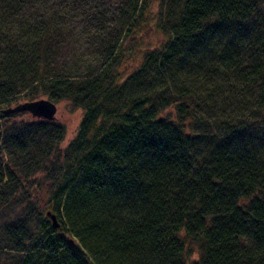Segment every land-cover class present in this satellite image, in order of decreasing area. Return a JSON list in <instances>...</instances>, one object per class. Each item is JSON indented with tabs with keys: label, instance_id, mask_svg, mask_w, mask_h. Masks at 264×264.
Listing matches in <instances>:
<instances>
[{
	"label": "trees",
	"instance_id": "trees-1",
	"mask_svg": "<svg viewBox=\"0 0 264 264\" xmlns=\"http://www.w3.org/2000/svg\"><path fill=\"white\" fill-rule=\"evenodd\" d=\"M56 1L0 0V264H264V0H154L166 38L124 76L148 0L102 12L84 70L56 62ZM45 96L82 111L64 146L58 119L1 111Z\"/></svg>",
	"mask_w": 264,
	"mask_h": 264
},
{
	"label": "rangeland",
	"instance_id": "rangeland-1",
	"mask_svg": "<svg viewBox=\"0 0 264 264\" xmlns=\"http://www.w3.org/2000/svg\"><path fill=\"white\" fill-rule=\"evenodd\" d=\"M117 1L119 0H57L55 2L56 5H59V8L56 10L61 11V19L52 20V22L61 23L64 38L61 56H58L56 59L59 67L72 69L74 66L79 65L78 67L84 70L87 65L95 67L100 65L99 61L102 58L99 53V45L101 43L105 44L109 38H114V34L116 33L113 20L100 15L107 8V11L113 16L114 5L117 4ZM148 2L149 8L143 15V20L137 26L134 25L128 28L124 34H121V32L119 35V50L124 57L119 69L121 76L127 75L140 64L146 50L159 45L166 38L156 25L158 24L157 4L154 3V0H148ZM97 5L101 8L97 9ZM45 13L41 12L40 15ZM115 13H117V10H115ZM99 55L100 57H96ZM113 63L114 67H116L117 62L113 61ZM22 100L23 97H19L10 103L2 104V107H5L7 104L13 105ZM55 105L56 119L62 122L66 129L62 142L64 146L75 135L82 111L80 108L72 106L68 100L56 101ZM17 116L20 118H28L30 114L25 112ZM49 196V191L44 187L34 195V199L38 200L39 204L36 205L35 203L36 207L34 205L33 208L43 216H46V210L51 209L49 207ZM15 211H17L15 208H9L0 212V236L2 233V224L15 217L12 215ZM35 227L38 228L37 225ZM1 243L2 241H0ZM3 253L4 249H1L0 257L5 258L6 255H3Z\"/></svg>",
	"mask_w": 264,
	"mask_h": 264
},
{
	"label": "water",
	"instance_id": "water-1",
	"mask_svg": "<svg viewBox=\"0 0 264 264\" xmlns=\"http://www.w3.org/2000/svg\"><path fill=\"white\" fill-rule=\"evenodd\" d=\"M1 111L4 114L27 112L32 117L46 120H54L56 118V105L47 97L22 100L1 109ZM46 215L50 218L53 226H59V223L53 212L47 210Z\"/></svg>",
	"mask_w": 264,
	"mask_h": 264
}]
</instances>
